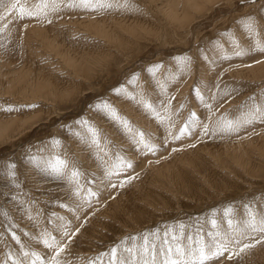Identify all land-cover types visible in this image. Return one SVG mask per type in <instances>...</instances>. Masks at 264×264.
I'll list each match as a JSON object with an SVG mask.
<instances>
[{
  "label": "rangeland",
  "instance_id": "rangeland-1",
  "mask_svg": "<svg viewBox=\"0 0 264 264\" xmlns=\"http://www.w3.org/2000/svg\"><path fill=\"white\" fill-rule=\"evenodd\" d=\"M110 2V9L62 7L58 12H50L47 19H18L16 12L8 15L6 8L0 7V121L32 114L20 129L11 130L0 140V264L23 260V251L38 253L42 259L36 264H47L54 253L42 242L45 232L66 245L59 257L62 264H89L90 259L97 257L109 264V256L101 254L129 236L157 229L178 231L181 223L186 226V236L194 235L197 228L206 234L214 231L213 218L218 220L223 233L228 231L223 213L230 205L235 208L236 219L244 217L246 202L264 212V122L246 125L238 132L216 131L222 118H241L251 107L253 97L264 107V72L254 69L264 64V53L249 52L239 57L233 54L237 48L251 49L257 39L264 43V0H215L207 5L211 15L194 14L192 26L179 29L178 37L167 33L168 37L165 34L158 39L159 44L156 37L133 39L126 35L131 37V48L136 47L126 53L117 44L106 48L92 30L69 21L72 17L100 20L124 13L132 17V10L136 14L150 11L146 0ZM35 3L36 0H21L25 7ZM5 4L10 7L11 0H5ZM249 16L257 22L258 36L249 35L244 28ZM55 18L63 20L60 25L67 32V44H83L93 57L89 67L95 68L94 80L75 75L58 51L33 36V29L55 26ZM58 31L64 32L61 28ZM108 49L112 56L116 55L114 61H98L99 51ZM179 57H190L191 62L182 67L177 62ZM25 62L46 69L63 84L73 83L75 94L71 101L61 102L49 95V90L36 93L33 80L26 91L8 90L6 69L15 65L21 68ZM7 64L10 65L6 67ZM153 65L161 67L150 73L148 69ZM116 88H123V93L118 95ZM196 89L202 99L196 95ZM101 101L115 107L157 150L149 152L142 145L135 146L120 125L96 110L94 105ZM145 103L152 108L145 107ZM190 117L195 126L190 128L191 134L181 136L180 130ZM78 121H87L99 131L98 147L91 144L87 127ZM176 136L180 138L174 139ZM53 138L61 141L59 147L52 146ZM234 146L242 152L236 155L238 149ZM56 154L82 173L79 195L74 185L51 178L29 159L35 157L44 166ZM117 157L130 161L133 167L109 178V170L116 172L113 166ZM10 164L16 166L15 183L7 175ZM128 177L134 179L120 187ZM88 189L97 195L89 197ZM9 229L20 237V243L12 238ZM65 231L68 237L63 235ZM260 238L259 233H245L235 238L241 240L237 245L229 237V248L238 250L244 243H255ZM139 242L129 240L128 246ZM120 255L127 256L123 252ZM229 255L226 252L209 264H264V242L239 258L229 260Z\"/></svg>",
  "mask_w": 264,
  "mask_h": 264
},
{
  "label": "snow or ice",
  "instance_id": "snow-or-ice-1",
  "mask_svg": "<svg viewBox=\"0 0 264 264\" xmlns=\"http://www.w3.org/2000/svg\"><path fill=\"white\" fill-rule=\"evenodd\" d=\"M242 2H255V0H242ZM127 6V5H125ZM0 7H5L8 15L13 12L17 13L18 19L24 18H34L42 17L47 19L50 12H58L62 7L67 8H83V9H110L113 4L110 0H36V3L32 7H25L21 5V0H11V6L7 7L5 0H0ZM51 23V20H48ZM244 28L247 30L249 35H258L257 32V22L254 17H247L244 22ZM249 52H261L264 53V43H261L259 39L256 40L255 46L251 49L237 48L234 51L235 56H245ZM226 59L228 57H225ZM177 62L183 67L191 62L190 57H179ZM161 67V65H153L149 67L148 71L150 73H155V71ZM136 77H134V80ZM123 88H116L114 92L118 95L123 93ZM228 93H225L227 95ZM196 95L198 97L202 96L199 89H196ZM135 97H133L134 99ZM253 103L251 107H247V110L243 113L241 118L238 119H228L227 117L222 118L216 127V131L220 132H238L242 127L246 125H251L257 121L264 122V107L255 102V98H252ZM211 108V105H206ZM34 107V105H33ZM96 110L101 111L106 114V116L115 121L120 125L124 131L131 137L133 144L137 147L143 146L147 151L154 152L157 150V146L153 145L145 140L144 133L139 130H134L130 122L126 117H122L118 110L109 104L107 101H101L94 105ZM145 107L152 108L150 103H145ZM9 111L12 109L9 108ZM154 111V109H153ZM195 114H192L194 117ZM82 125H85L90 133L91 144L99 146V131L88 124L87 121H78ZM195 126V120L190 117L189 121L180 130V135L191 134L190 128ZM71 130V129H70ZM208 126H204V133L207 134ZM180 136L174 137V139H179ZM83 139V138H82ZM53 147H59L61 141L53 138L51 140ZM29 159L36 163V166L45 172L48 176L57 180H67L69 184L75 186V192L77 195L80 194L82 186L79 181L82 173L79 169L74 166H69V161L63 158L60 154H56L54 157L50 158L45 162L44 166H41L39 161L35 157H29ZM15 165L10 164L8 166L7 175L12 177V182L15 183ZM116 172L112 170L108 171L109 178L113 174H119L127 168H132L133 165L130 161H125L123 158L117 157V162L113 166ZM134 177H128L125 181H122L120 187H123L125 183L130 182ZM112 187H116L115 184ZM89 197H94L97 194L88 189ZM67 207L66 205H63ZM244 217L241 219L234 218L235 208L229 206L224 210V217L227 218V229L226 232H221L219 222L217 219L213 218L211 220L212 227L214 231H209L206 234L202 229L197 228L194 235H185L186 226L181 223L179 225V230L175 228L166 229L161 231L157 229L152 232L139 234L137 236H129L125 238L120 243L113 246L109 252L102 253L103 255L109 256V264H209V262L223 257L226 252H230L227 259L232 260L233 258H239L242 253L246 250L255 247L256 244L264 242V212L257 211L252 202L244 203ZM7 216V213H4ZM55 215V214H54ZM60 219H63L62 217ZM12 238L20 243V237L11 229ZM78 231V230H77ZM245 233L251 235L259 233L261 238L255 240V243H244L239 249L229 248L232 237L235 240V244L240 245L241 240L235 239L236 237H243ZM65 237L69 236V233L65 231L63 233ZM205 236L208 238L206 239ZM140 241L139 243H133L132 246H128V241ZM187 241V243H185ZM44 246L51 249L54 253L51 260L47 261V264H62L59 259L61 253L64 252L66 245L57 241L54 236L50 233L45 232L42 240ZM24 245L21 244L23 249ZM121 252L126 253V258L121 257ZM23 260L14 259L13 264H36L38 260L42 258L36 252L23 251ZM9 255H11L9 253ZM7 264V262H5ZM89 264H103L100 257L96 259H90Z\"/></svg>",
  "mask_w": 264,
  "mask_h": 264
},
{
  "label": "bare ground",
  "instance_id": "bare-ground-1",
  "mask_svg": "<svg viewBox=\"0 0 264 264\" xmlns=\"http://www.w3.org/2000/svg\"><path fill=\"white\" fill-rule=\"evenodd\" d=\"M128 1L129 0H127V2ZM146 1H148V5H149L148 8H150V11L148 12V10H147V13H145L146 12V10H145V12H144L145 14L144 13L136 14L135 12H133L134 10H132V14L134 13V15H132V17H127V15H125L126 13H124V15L120 16V17L119 16L117 17L114 14L113 16H105V18L100 19V20L92 19L89 16L72 17L71 19H69V21H72L74 24H78V25H80L86 29L88 28V29L92 30V32L94 34H97L98 37L102 39L101 41H104V43L106 44V48L113 47L114 45L117 44L118 48L121 47L123 51L126 50L125 51V53H126L131 48V46L133 44L132 41H130L131 37L128 39L129 36L126 37V35L130 34L133 39L138 38V36H140V37L141 36H147L149 38H151V37L155 38L156 37L155 39L157 41L163 35L166 34V36H167L168 35L167 33H170L171 35H169V36H171L172 38L178 37L179 35L177 33H179L178 31H180L179 29H182V31H183V29H186V28L188 29L189 26H192V22H193L194 17H195L194 14H197L199 16L204 14V13H206L207 16L211 15L210 14L211 11L209 9H207L208 8L207 5L212 4V2L215 0H146ZM137 2H139V1H137ZM124 3L126 4V2H124ZM130 3L131 2H129L128 4L130 5ZM134 3H135V1H134ZM129 5H128V7H129ZM130 7L133 8L132 5ZM123 8H125V7H123ZM148 8H146V9H148ZM137 9L138 8H136L135 10H137ZM123 10H125V9H123ZM244 10H246V9H244ZM137 13H138V11H137ZM142 14H144V15H142ZM236 15H238V14H236ZM128 18H130V19H128ZM54 20H56L57 22L60 21V20L58 21L57 18H55ZM64 20L68 21L67 19H64ZM57 22H56L55 26L46 27L45 29H33V32H32L33 36L37 39H39V38L42 39V41L44 42V44L47 47H50L52 50L58 51L57 53L61 54L65 63L71 67V70L75 75L79 76L81 74V76L86 77L85 79H89L92 81V79L94 78V75H95V72H94L95 68H91L89 66H90V62H91L90 60L93 59V57L91 58V55L88 53L86 47L83 44H78V45L76 44L73 46H69L66 42V36L67 35H65V34L67 32L60 25L63 23V20L60 21V23H58V24H57ZM59 28H61L64 32H62V33L59 32L58 31ZM120 29L124 33H122L120 31ZM162 31H165V33H162ZM163 40H164V38H163ZM169 41H170V39H169ZM171 41H172V39H171ZM211 41H213V40H211ZM252 41H254V40L252 39ZM159 44H160V42H159ZM161 44H162V41H161ZM173 45H175L174 42H173ZM252 45H253V42H252ZM181 46H183V45H181ZM162 47H164V46H162ZM175 47H177V45ZM135 48L136 47L131 48V49L134 50ZM233 48H234V46H233ZM110 50L111 49H108L105 52L99 51L101 58L100 57L97 58L98 61L99 60H104L105 62L107 60L114 61L112 59L116 55L112 56L110 54ZM119 50H120V48H119ZM118 53H119V51H118ZM121 53H122V51H121ZM130 54L133 55V53H130ZM198 55H200V54H198ZM96 56H97V54H96ZM201 56H204V53L201 54ZM200 59H202V58H200ZM104 61H103V63H104ZM115 61H116V59H115ZM117 61L119 62V60H117ZM120 61H121V59H120ZM95 62H97V61L95 60ZM107 62H109V61H107ZM27 63L23 67L18 68V69H17V67H15L16 65L14 67L12 66V68H10L11 67V66H9L10 64L6 65V67L9 66V68L6 69L7 70V72H6V75H7L6 84H7L8 90H12V91L16 90L19 92L20 91H26L31 86L29 83L31 82V80H33L34 81V87L36 86V91L34 90L36 93H48V90H49L51 92L48 94L54 95L53 98L55 97L57 100H60L61 102L71 101V99L73 98V95L75 94V87L73 86L74 85L73 83L69 84L68 82H66L63 84V83H61V81L59 82V81L55 80L52 76H50L49 75L50 73H48L46 71V69L41 68V67L38 68V66H36V65L35 66L34 65L29 66V65H27ZM29 64H31V63H29ZM104 65H106V64H104ZM111 65H112V63H111ZM111 65H109V66H111ZM114 65H115V63H114ZM257 66H258V64H257ZM262 66H264V64L260 65L258 67L255 66L256 68H254V69H257L256 72L257 71L264 72V68ZM180 68H181V66H180ZM115 70H116V68H115ZM115 70H113L114 73H115ZM114 73H113V75H114ZM8 74H9V76H8ZM135 114L136 113H134V115ZM31 115L32 114H29L28 116H25V117L20 116V117L11 118V119H8V118L1 119V121H0V140H1V138H4L7 135V133H9L11 130L20 129L25 124V122H27V119ZM143 117H142V120H143ZM154 129H157V128H154ZM155 133H156V131H155ZM235 147L236 146H234V149H235ZM247 147H250V146L247 145ZM230 150H231V148H230ZM227 151L228 150L226 149L225 152L227 153ZM241 152L242 151L239 152V149H238V151H236V155H237V153L240 154ZM247 152H250V151L248 150ZM243 154H244V152H243ZM230 155H232L231 152H230ZM233 156H231V157H233ZM240 157H241V155H240ZM242 157H243V155H242ZM235 158L236 157H234V159ZM245 159H248V161H251L249 158H245ZM240 160H241V158H240ZM242 160L240 161V164H241ZM243 162H245V161H243ZM245 164H247V162H245ZM248 169H250V168H248ZM256 170H255V172H256Z\"/></svg>",
  "mask_w": 264,
  "mask_h": 264
}]
</instances>
